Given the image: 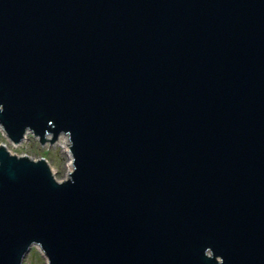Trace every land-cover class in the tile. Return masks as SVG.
<instances>
[{
  "label": "water",
  "instance_id": "95a60500",
  "mask_svg": "<svg viewBox=\"0 0 264 264\" xmlns=\"http://www.w3.org/2000/svg\"><path fill=\"white\" fill-rule=\"evenodd\" d=\"M0 124V264H264V0H0Z\"/></svg>",
  "mask_w": 264,
  "mask_h": 264
},
{
  "label": "rangeland",
  "instance_id": "374dc122",
  "mask_svg": "<svg viewBox=\"0 0 264 264\" xmlns=\"http://www.w3.org/2000/svg\"><path fill=\"white\" fill-rule=\"evenodd\" d=\"M0 144L6 145L12 153L18 156L27 155L32 159H39L41 157L46 158L55 177L59 181L67 179L68 174L73 169V165L71 166L72 157L70 153L68 154L67 150L59 143L52 146L44 145V147H42L39 139H35L34 136L30 134L22 143L14 144L8 139L0 127ZM24 264H48V261L38 247H33L26 256Z\"/></svg>",
  "mask_w": 264,
  "mask_h": 264
},
{
  "label": "bare ground",
  "instance_id": "6f19581e",
  "mask_svg": "<svg viewBox=\"0 0 264 264\" xmlns=\"http://www.w3.org/2000/svg\"><path fill=\"white\" fill-rule=\"evenodd\" d=\"M28 136H29V135L27 134L26 137L24 138V140L27 139ZM48 138H51V136L49 135ZM24 140H23V141H24ZM20 143H21V142H20ZM67 143H68V142H67L66 140H63V139H60V140H59V144H61V145L67 150V153L69 154V152H68V146H69V144L67 145ZM9 150H10V149H9ZM10 151H11V150H10ZM70 155H71V154H70ZM71 166H72V164H71Z\"/></svg>",
  "mask_w": 264,
  "mask_h": 264
}]
</instances>
